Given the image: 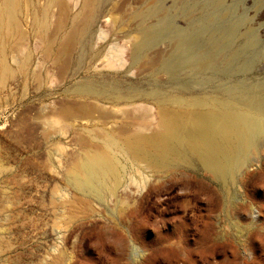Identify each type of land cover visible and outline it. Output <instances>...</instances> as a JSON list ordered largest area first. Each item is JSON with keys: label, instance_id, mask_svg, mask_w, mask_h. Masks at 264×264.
I'll return each instance as SVG.
<instances>
[{"label": "rangeland", "instance_id": "rangeland-1", "mask_svg": "<svg viewBox=\"0 0 264 264\" xmlns=\"http://www.w3.org/2000/svg\"><path fill=\"white\" fill-rule=\"evenodd\" d=\"M64 3L19 0L15 13L16 73L0 88V264H264V113L253 106L264 104V0ZM212 117L261 125L258 151L203 158L196 119ZM144 129L169 132L152 163L124 145ZM98 150L123 176L102 200L67 181Z\"/></svg>", "mask_w": 264, "mask_h": 264}, {"label": "bare ground", "instance_id": "bare-ground-1", "mask_svg": "<svg viewBox=\"0 0 264 264\" xmlns=\"http://www.w3.org/2000/svg\"><path fill=\"white\" fill-rule=\"evenodd\" d=\"M53 3L56 4L60 12L63 13L65 8L64 0H53ZM89 3L90 0H86L84 6L88 7ZM18 5L19 0H2L0 4L1 89L7 88L9 80L12 79L16 73L8 64L6 52L14 47L19 31L18 24L15 21V13ZM77 37L78 33L76 29L72 30L64 37L57 54L59 58L70 50L71 45ZM50 49L51 48H47V54L50 53ZM145 52V48L142 47L141 44L135 46L134 53L138 55V57ZM26 66V61H23L19 70L24 72ZM261 98V101L264 102V95H261ZM223 103L225 102H222V104ZM201 104L202 103H197V105ZM253 106L256 107L258 113H264V104H253ZM65 114L67 117L72 116V113L68 111L65 112ZM196 123L199 124L198 131L200 136L198 151L202 154V157L207 160L216 162L220 156H226L229 149L232 147L243 150L244 152L246 149L253 150L254 152L258 151L253 134L255 129L261 127V125L259 126V124L252 123L250 119L242 120V125L222 122L213 117L207 119L198 118L196 119ZM168 137L169 132L167 130L162 132H151V130L144 129L126 136L124 138V145L132 152L147 156L152 163L155 156L163 151L164 144ZM107 138L109 146L115 143L111 136L108 135ZM214 173L220 177L226 175L225 169L221 170L217 168ZM122 178L121 169L118 166V160L115 156L109 151L100 150L87 153L67 174V181L71 187L81 193H90L99 200H102L107 195L114 197L116 189L121 184ZM105 229L113 232L115 231V226H107ZM105 242L107 243V240ZM64 258L65 257L62 255L55 256L50 261V264H63L65 261Z\"/></svg>", "mask_w": 264, "mask_h": 264}]
</instances>
